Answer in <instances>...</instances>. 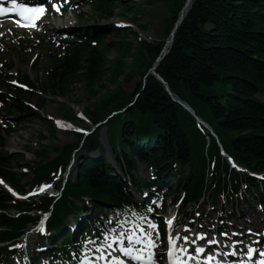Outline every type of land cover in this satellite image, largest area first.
Segmentation results:
<instances>
[{"label":"trees","instance_id":"16d2710c","mask_svg":"<svg viewBox=\"0 0 264 264\" xmlns=\"http://www.w3.org/2000/svg\"><path fill=\"white\" fill-rule=\"evenodd\" d=\"M143 1L148 4L162 1V6L168 10L163 19L161 40L148 42L132 28L110 29L108 36L121 31L136 39L135 43L130 40L118 43L109 41L98 29L86 28L83 32L78 29L74 40L67 41L64 53L50 54L46 75L38 80L42 94L56 97H66L77 82L98 86L111 81L113 89L94 100L96 108L85 110L94 122L103 120L113 109L126 108L124 117L119 115L109 121L105 134L121 174H116L104 156L98 129L86 137L78 135L74 144L54 148L59 155L53 160H45L49 147H44L39 155L36 150L33 152L40 161L32 165L31 185H40L56 178L57 170L65 168L75 148L101 149V153L96 154L102 156L98 160L89 156L76 160L74 178H68L62 197L53 204L48 231H58L65 223H70L67 221L70 214L78 224L75 234L66 230L60 241L51 244L64 260H73L74 254L80 257L84 236L94 231L102 236L103 230L115 227L117 221L137 219L142 213H148L149 204L135 201L129 191L131 185L140 192L148 188L158 195L165 192L167 184L174 183V201L180 198L182 189L185 191L183 209L210 192L230 199L239 197L244 189L257 192L264 206V183L261 189L258 180L248 172L231 168L217 141L219 139L239 165L252 172H264V101L257 97L264 92V0H192L168 53L156 68L173 94L189 103L214 129L218 139L210 133L207 139L205 127L175 102L159 79L149 72L161 56L187 0ZM84 2L89 12L79 13L83 26L109 21L115 16L116 4L122 14L128 10L127 4L118 0ZM143 4L132 2L131 6L142 13L146 12ZM112 52L118 54L113 61ZM127 56L133 57L131 64L125 60ZM138 74L144 77L138 88L134 93L126 92L123 81L129 83ZM20 79L35 87L28 75L23 74ZM218 82L230 85L231 90L221 96L209 93L208 87ZM28 94L32 93L21 89L16 92L7 110L11 116L22 120L34 112L21 99ZM38 98L39 106L44 107L46 98L42 95ZM133 102V107L128 108ZM64 117L77 119L72 109L66 110ZM54 128L50 129L53 136ZM4 141L0 137L1 149ZM38 144L43 147L41 139ZM22 160V154L0 151V175L20 190H24L23 176L13 166L21 167ZM138 161L146 162L152 170L150 182L133 174ZM186 165L189 166L187 174L178 168ZM86 199L90 200V207ZM53 200L54 197L47 196L39 202L16 201L0 188V257L2 249L8 251L6 244L18 239L29 224L49 210ZM8 208H16L20 214L12 216ZM83 210L88 217L81 216ZM184 214L190 216L193 212Z\"/></svg>","mask_w":264,"mask_h":264},{"label":"rangeland","instance_id":"374dc122","mask_svg":"<svg viewBox=\"0 0 264 264\" xmlns=\"http://www.w3.org/2000/svg\"><path fill=\"white\" fill-rule=\"evenodd\" d=\"M124 4H127L128 10L126 13H121L119 11L118 4H116L115 9V17L111 20H103L99 23H91L90 26H83L82 24L76 23V18L70 12H65L63 14L58 13H50L47 15L48 17L43 20L45 26L37 29L35 33L32 32H24L22 30L16 31L8 22H4L1 25L3 29L8 30L9 33H3V36L0 32V63L3 61L9 62L13 64V70L16 74L24 73L28 74L32 81H35L37 78H41L44 76L46 69L49 65V55L52 53L51 46L53 42L58 40L61 35L68 34L72 36L76 29L85 30L86 28H90V31L93 29H98L104 35L108 36V32L110 29L120 28L115 27H123L121 26L123 23L132 24L130 27L136 30L140 36V38L147 40L148 42H155L161 40L164 37L163 32V19L168 14L167 8L162 6V1H158L156 3L148 4L143 0H118ZM132 2H136L138 4H145L146 12L139 13V10L136 11L134 7L131 6ZM78 12H89L88 7H83L84 2L82 0H77ZM187 3V2H186ZM64 5V4H63ZM83 7V8H82ZM82 8V9H81ZM80 12V13H81ZM62 17V18H59ZM62 22H66L63 23ZM6 24V28H5ZM117 25L113 27V25ZM61 25V26H60ZM65 25V26H64ZM145 26V27H140ZM109 41H116L118 43L124 42L125 40L136 42V39L133 36L124 35L121 31H118L114 35H110L107 38ZM57 51L61 49V46L53 45ZM117 52H112L110 54V58L112 61L118 55ZM133 57L127 56L125 60L132 63ZM149 60V58H147ZM144 77L142 74H138L133 80L129 83L127 81H123L122 87L128 93H134L138 88V84L140 80ZM123 80V77L121 78ZM6 82V81H5ZM13 81L11 80V83ZM9 83V81H8ZM113 83L111 81L101 83L100 85H86L85 82H77L73 87L67 92L66 97H56L47 94L44 96L46 98V105L38 109V111L34 110L32 114L26 115L24 120H18V117L6 118L4 113L5 108L10 106V102L7 99V88L4 82H0V95L3 98L4 102L2 103L3 109L0 110V120L3 124L5 122L10 128H12V133L6 138V147L1 150L2 153H18L23 154L22 165L29 168L32 167L34 161H40L39 158L35 156L33 153L36 150V154L39 155L43 152L44 147H49L47 150L45 160H53L59 155V151L52 149L53 148H61L65 144L74 143L77 140L75 134L71 131H61L55 129V135H52L51 126H54L53 120L56 117H63L64 112L68 109H72L74 113L79 111L86 110V108H96L95 99L101 98L105 94L108 89H113ZM231 90L230 85L225 84L224 82H218L214 86L208 87V92L213 95L221 96L227 94ZM88 91V94H86ZM24 98V97H22ZM258 98L264 101V93H260ZM28 102H32L34 104H39L40 99L38 95L33 92V94L29 95L28 98H25ZM5 106V108H4ZM133 107L128 106V108ZM127 108V109H128ZM126 110L121 111V117L124 116V112ZM23 117V116H21ZM76 123L82 127H88L91 129V125L89 121L82 120L76 121ZM105 126L101 127V134L99 140L102 141V146L106 149L107 158L111 165L114 164V160L110 155V147L108 140H106V135H104ZM41 139L42 148L38 146L37 141ZM49 152V153H48ZM85 151H77L76 157H79L85 154ZM138 168L136 170V176L149 179L151 176L150 170L147 168L146 164L143 162H138ZM15 170L18 172H23L22 167H18L17 165L13 166ZM73 172H75V168L73 167ZM71 171V175H73ZM186 173V172H185ZM33 177V173L30 171L28 174L24 175L23 182L31 181ZM30 187L27 186L26 190ZM51 191V189L49 190ZM132 194L134 197L142 202L143 197L139 196L135 192ZM258 198L257 193L253 191L246 192L243 197L240 199H230V200H222V198L216 194H210L208 197L202 199V201L197 205L196 211L198 215L193 218V220H184L183 221V229L192 226V229H189L188 233H199L203 232L201 227L206 229V232L209 234H214L216 230L221 231V233L225 232L224 230L228 228V226H233L231 230H234L236 233L239 225L250 226L251 224L248 222L252 221L253 225L257 226L259 220L264 221V210H258ZM233 205H238L239 210H235L233 212ZM226 207L227 215L226 217L230 221L229 224H226L222 227L219 222H217L218 218L221 217L218 215L220 208ZM177 207H173L167 210V216L175 211ZM9 214L15 215V210L11 209L8 211ZM159 217V216H157ZM263 225L260 223V226ZM180 226V225H179ZM35 229V228H34ZM178 229H182L180 226ZM259 229V228H258ZM210 230V231H209ZM258 231V230H256ZM230 233V231H229ZM31 237V241L34 245L24 247L23 250L18 253L20 255L11 256V260L13 264H20L22 259H30L32 261L35 259L37 264L42 263V259L49 258L47 252L44 251L40 254L42 248L39 242V238L35 233H28L25 236V240ZM207 240V239H206ZM251 241H254L252 238ZM202 242V241H201ZM26 253L28 256H26ZM23 264H26L23 262Z\"/></svg>","mask_w":264,"mask_h":264},{"label":"snow or ice","instance_id":"6c2138e0","mask_svg":"<svg viewBox=\"0 0 264 264\" xmlns=\"http://www.w3.org/2000/svg\"><path fill=\"white\" fill-rule=\"evenodd\" d=\"M13 4L12 8H4L0 6V14H4L12 11H19L24 17L28 25L25 26H35L33 23L39 18L44 12L45 7L43 5L28 6L27 4H17V0H11ZM58 11V6L53 5ZM13 83H16L13 81ZM58 124L63 125V122L57 121ZM71 127V125H67ZM79 131H84L78 129ZM0 183H3L0 180ZM43 187H50V185H45ZM43 190V189H41ZM9 191H13L9 188ZM35 193H29L33 195ZM14 195H19L14 193ZM148 212H152L151 207L147 208ZM119 215V214H117ZM135 215V213H133ZM140 221L144 223L141 224L136 220L128 221H117L115 227H106L103 232V243H97V240H87L86 243L82 245L83 251L80 253L79 264H131L132 261L140 262V264H156L154 255L155 249L158 247L157 238L159 236L158 225L151 219L145 216L139 217ZM111 224V221L108 222ZM172 219L165 221L166 228L168 229L166 233V239L168 242L167 256L170 259L171 264H191L193 260H200L201 258L207 261V264H224L222 259L216 258L215 251L212 249H206L207 244H217L221 243L211 236L207 232L193 233L191 236L189 234H179L177 233L175 237L171 232ZM125 225H128L126 228ZM248 231H251L250 229ZM155 234V235H154ZM224 236L230 235L228 232L221 233ZM205 237H208L205 241ZM99 239V237L97 238ZM197 240L205 241L204 244H199ZM241 245L240 249L236 248V244ZM89 245H94L95 247H89ZM18 245L17 247H21ZM194 247V250L189 249ZM229 247L231 251H225L222 256H235L238 251H243L248 257H252L257 253V249L246 245L244 241L229 242ZM91 253V255H89ZM260 260L258 264H264V251L259 252ZM75 258V254H74ZM232 264V262H229ZM239 264H245L244 260H241ZM251 264V262H249Z\"/></svg>","mask_w":264,"mask_h":264},{"label":"bare ground","instance_id":"6f19581e","mask_svg":"<svg viewBox=\"0 0 264 264\" xmlns=\"http://www.w3.org/2000/svg\"><path fill=\"white\" fill-rule=\"evenodd\" d=\"M63 23H66V22H62V24ZM3 33H5V32H3ZM94 156H96V155H94ZM253 226H254L253 227V231L260 233L259 236L261 237V242H264V230L258 229L257 226H255V225H253ZM249 227L246 226V228H249ZM256 230H258V231H256ZM243 236H244L243 238L247 237L249 239V240H243L245 242V244L247 245L248 242L252 243L253 247L257 249V253L254 254L253 258H251V257H248L246 254L242 253L243 251H238L237 255L231 256L232 259H230V260H233L232 264H239V262L241 260H244L245 264H249V262H251L252 264H258V261L260 260L259 252L260 251H264V244H261L260 246H258L259 245V244H257L258 241H251L252 238L255 240V238L259 237V236H255L253 232L245 233ZM230 238H231L230 235H228V236L217 235L215 239L218 240V241H221V243H217L216 245L215 244H207L206 247L210 248L212 250H215L218 253L220 251L225 252V251H227L230 248L229 247V242H232V239H230ZM200 243H201V241H200ZM236 248L240 249L241 245H239L237 243L236 244ZM245 256H247V257H245ZM202 259L203 258H201L198 261L194 260V262L192 264H199L202 261Z\"/></svg>","mask_w":264,"mask_h":264},{"label":"water","instance_id":"95a60500","mask_svg":"<svg viewBox=\"0 0 264 264\" xmlns=\"http://www.w3.org/2000/svg\"><path fill=\"white\" fill-rule=\"evenodd\" d=\"M190 1H191V0H187V3L185 4L184 8L182 9V11H181V13H180V15H179V19H178V21L176 22L175 27H174V29L172 30V32H171V34H170V36H169V39H168V45H171V44H172V42H173V40H174V36H175V33H176L177 28L179 27V24H180L181 20L185 17L187 11H188L189 8H190ZM184 12H185V13H184ZM157 65H158V62L155 63L154 66H153V68H152V70H153V72H154L155 74H157V73H156V67H157ZM157 77H158V79L163 83L164 88H165V90L169 93V95H170L175 101L179 102V103H180L181 105H183L187 110H189L191 113L194 114V111L192 110V108H191L187 103H185V102H183L181 99L175 98V97L173 96V93L171 92V90H170V88H169V85H168L167 82L164 80V78H162V77H161L160 75H158V74H157Z\"/></svg>","mask_w":264,"mask_h":264}]
</instances>
